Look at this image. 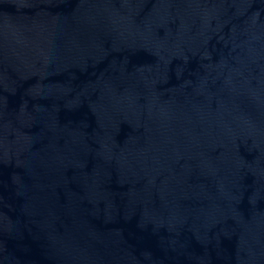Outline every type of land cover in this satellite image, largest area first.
<instances>
[{"label":"water","instance_id":"95a60500","mask_svg":"<svg viewBox=\"0 0 264 264\" xmlns=\"http://www.w3.org/2000/svg\"><path fill=\"white\" fill-rule=\"evenodd\" d=\"M0 264H264V0H0Z\"/></svg>","mask_w":264,"mask_h":264}]
</instances>
